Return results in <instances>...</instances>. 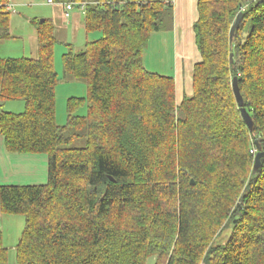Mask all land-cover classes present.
Masks as SVG:
<instances>
[{"label": "trees", "instance_id": "obj_1", "mask_svg": "<svg viewBox=\"0 0 264 264\" xmlns=\"http://www.w3.org/2000/svg\"><path fill=\"white\" fill-rule=\"evenodd\" d=\"M54 1L83 4L85 32L101 37L62 56L64 76L87 86L63 126L52 22L31 21L35 58L0 59V105L24 103L0 112L4 148L48 158L46 184L0 186L1 213L25 222L18 264H264V0H197L200 61L180 104L174 80L143 65L170 4ZM9 2L0 41L11 38Z\"/></svg>", "mask_w": 264, "mask_h": 264}, {"label": "crops", "instance_id": "obj_2", "mask_svg": "<svg viewBox=\"0 0 264 264\" xmlns=\"http://www.w3.org/2000/svg\"><path fill=\"white\" fill-rule=\"evenodd\" d=\"M155 1L171 5V28L167 32L161 33L159 31L151 35L148 45L144 50L143 65L149 72L165 77H170L174 80L176 103L180 104L184 96L192 95V71L194 65L200 61V55L195 45L193 32V25L198 17L197 0ZM29 2L30 0H10L9 4L14 7L13 13L16 15L12 18L11 14L10 35L11 33H15L17 34L15 37H17L20 42H25L26 44V41L27 43L31 41L33 44L36 43L37 45L36 30L31 25V21L34 19L44 20L40 19L42 15L40 14L41 12H30L29 10H24L23 15L17 12V9L19 7H25L26 5L30 4ZM55 5H58V7H60V13H62L64 17L63 8L61 7V5L59 3H56ZM74 10L70 13L68 18H64L68 22V20L70 21V18L72 17L74 19V24H76L77 22H79L80 16ZM78 11L81 10L79 9ZM82 14L84 15L83 12ZM82 26L84 28V19L82 21ZM1 42L2 41H0V43ZM154 48L161 49L162 54L158 53L155 57ZM2 106L3 105H0V108H2ZM17 107L18 109H22L18 111L24 110L23 104H18ZM47 174L48 158L46 155L9 154L5 150L3 141L0 138V186L43 185L47 182ZM5 216L11 215H3L0 211V222L3 221ZM11 222V224L15 223L14 219H12ZM17 222L18 221H16V223ZM1 231L0 238L2 237Z\"/></svg>", "mask_w": 264, "mask_h": 264}, {"label": "rangeland", "instance_id": "obj_3", "mask_svg": "<svg viewBox=\"0 0 264 264\" xmlns=\"http://www.w3.org/2000/svg\"><path fill=\"white\" fill-rule=\"evenodd\" d=\"M29 5L25 7H19L17 12L20 14H24V10H29L30 12H41L40 19H47L52 22L55 38L57 40L54 46V69L58 75V83L55 89V100H56V115L55 120L56 124L59 126H63L66 124L67 120V101L70 98H86L87 96V86L86 83L82 80L66 78L63 74V54L67 53L69 49L74 52H80L84 49V46L87 42H92L98 40L101 37L99 32L86 33L83 26L82 21L84 19V15L79 9H75L76 13L79 14V22L74 24V19L71 17L68 22L63 17L62 13H60V7L58 5L48 6L45 4L44 0H30ZM59 10V11H58ZM12 14V18L16 16L14 13ZM47 16V17H45ZM22 17V16H21ZM29 17V16H28ZM30 18V17H29ZM33 19V18H32ZM73 20V23H72ZM171 28L170 19H165L160 27V32H167ZM19 32V31H18ZM21 32V31H20ZM17 33V32H16ZM15 34V33H14ZM11 33V38L4 40L0 43V59H19V58H34L37 54V45L33 44L31 41L26 44L25 42H20V40L15 37ZM17 38V39H15ZM155 57L158 53H161V49H155ZM153 50V52H154ZM152 52V53H153ZM161 57V56H160ZM151 58V56H150ZM21 105L23 101H8L3 104L2 108H0V112H11L14 114L21 113L23 111H18L22 109H18L17 105ZM78 116H85L87 114V103L84 102L75 113ZM12 219H14L15 223L11 224ZM16 221H18L16 223ZM20 221V222H19ZM19 223V224H18ZM25 226L24 218L22 216H5L2 222H0V231L2 235L1 245L7 249L8 254V264H18L15 255V246L17 245L20 236L23 232ZM229 231L226 229L222 237L226 239ZM223 240V241H224ZM146 264H155V258L149 257L146 260Z\"/></svg>", "mask_w": 264, "mask_h": 264}, {"label": "built area", "instance_id": "obj_4", "mask_svg": "<svg viewBox=\"0 0 264 264\" xmlns=\"http://www.w3.org/2000/svg\"><path fill=\"white\" fill-rule=\"evenodd\" d=\"M44 1H45V3H46L47 5H55V4H56L54 0H44ZM60 5H61V7L63 8L64 17H65V18H68L69 15H70V13L76 8V6H75L74 3H62V4H60ZM6 9H7V11H9V12H11V13L14 12V7H13L11 4H9V3L6 5ZM78 9H80V10L83 12V10H84V5L81 4L80 7H79ZM254 152H255V151H252V153H254Z\"/></svg>", "mask_w": 264, "mask_h": 264}, {"label": "water", "instance_id": "obj_5", "mask_svg": "<svg viewBox=\"0 0 264 264\" xmlns=\"http://www.w3.org/2000/svg\"><path fill=\"white\" fill-rule=\"evenodd\" d=\"M240 17H241V14L239 15L238 20L236 21L235 25L231 28V31H230V39H232L234 29H235V27H236V25H237ZM233 93L235 95L236 101L238 102L239 105H241V99H240L239 91H238V88L236 86L235 81H234V84H233ZM240 112H241V115H242L243 120L246 121L247 116H246V113H245L244 109H241ZM259 157H260V154H258L256 156V158H255L254 171H256L258 169V167H259Z\"/></svg>", "mask_w": 264, "mask_h": 264}]
</instances>
